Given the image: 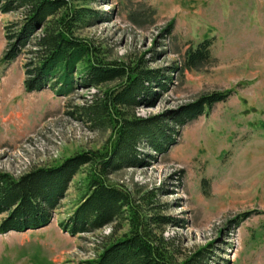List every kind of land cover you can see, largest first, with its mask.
I'll return each mask as SVG.
<instances>
[{
	"label": "rangeland",
	"instance_id": "rangeland-1",
	"mask_svg": "<svg viewBox=\"0 0 264 264\" xmlns=\"http://www.w3.org/2000/svg\"><path fill=\"white\" fill-rule=\"evenodd\" d=\"M71 1L111 16L98 18L81 36L112 61L181 67L189 48L213 41L210 63L172 73L156 100L130 112L150 118L203 94L233 90V95L181 128L166 154L142 145L141 156H153L145 158L148 164L119 171L109 181L136 195L163 189L162 215L180 220V226L162 229L178 262L208 248L207 264H264V0ZM13 18L0 14V59L6 48L3 28ZM23 73L22 59L7 68L0 64V173L19 178L109 146L111 131H91L64 115L68 101L81 104L95 88L78 89L72 98L50 90L27 93ZM89 170L75 177L49 226L0 235V264H85L97 256L112 226L77 237L59 227L85 193ZM249 212L251 217L234 227Z\"/></svg>",
	"mask_w": 264,
	"mask_h": 264
},
{
	"label": "trees",
	"instance_id": "trees-1",
	"mask_svg": "<svg viewBox=\"0 0 264 264\" xmlns=\"http://www.w3.org/2000/svg\"><path fill=\"white\" fill-rule=\"evenodd\" d=\"M0 14H14L3 28L6 48L0 64L7 68L22 59L25 91L50 90L57 97L72 98L78 89L95 88L97 92L81 104L68 101L64 115L91 131L112 133L104 151L77 153L58 165L35 168L19 178L0 173V234L49 226L75 177L90 167L85 193L68 218L59 223L72 237L112 226V236L85 264H207L208 248L182 262L176 259L173 244L162 229L180 226V220L162 215L158 203L162 188L136 195L109 179L119 171L148 164L145 158L153 156L142 157V145L155 154H166L181 128L209 116L217 104L230 99L233 90L203 94L160 116L140 118L130 112L156 100L167 89L172 73L199 70L210 63L213 41L206 38L189 48L181 67L151 68L143 59L134 64L109 60L93 41L81 36L98 18L111 19L108 13L71 0H0ZM168 28L172 33L173 23ZM112 83L116 85L105 88ZM261 126L264 129V122ZM252 213L238 217L234 227Z\"/></svg>",
	"mask_w": 264,
	"mask_h": 264
},
{
	"label": "crops",
	"instance_id": "crops-1",
	"mask_svg": "<svg viewBox=\"0 0 264 264\" xmlns=\"http://www.w3.org/2000/svg\"><path fill=\"white\" fill-rule=\"evenodd\" d=\"M45 91H47V90H45ZM10 233H12V232H10ZM13 233H14V232H13ZM13 233H12V234H13ZM8 234H9V233H8ZM0 235H1V234H0Z\"/></svg>",
	"mask_w": 264,
	"mask_h": 264
}]
</instances>
